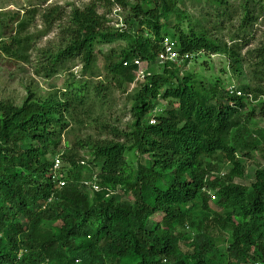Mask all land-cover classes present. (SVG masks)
Instances as JSON below:
<instances>
[{"label": "trees", "instance_id": "1", "mask_svg": "<svg viewBox=\"0 0 264 264\" xmlns=\"http://www.w3.org/2000/svg\"><path fill=\"white\" fill-rule=\"evenodd\" d=\"M106 1L130 10L123 28L108 26L95 3L75 8L61 44L41 51L35 68L50 80L78 61L80 76L88 79L75 81L71 74L73 81L58 89L60 97L30 91L21 107L0 103V264H264V168L251 188L235 183L247 171L245 159L264 151V127L249 133L253 121L264 122V90L243 86V96L231 95L219 82L207 86L190 73L180 78V66L169 62L136 84L132 130L126 133L92 118L93 101L106 99L112 87L89 80L97 49L125 41V48L108 56L114 61L106 72L117 86L132 85L136 66L124 63H154L166 37L178 43L181 56H225L242 75L240 43L258 20L259 1L205 0L213 12L210 23L222 25L240 13V32L231 45L213 38L179 0ZM26 26L19 21L7 42L0 37L1 54L29 60ZM249 53L257 60L254 71L264 68V42ZM160 99L168 104L164 110ZM246 102L258 104L249 112ZM86 114L98 124L86 127H98V133L78 139L75 147L90 160L63 154L70 168L62 169L66 185L59 188L51 155L60 149L67 119L84 125ZM226 165L225 175L214 174ZM92 166L99 169L96 176L87 168ZM88 184H97L98 191ZM226 242L224 254L219 246Z\"/></svg>", "mask_w": 264, "mask_h": 264}, {"label": "rangeland", "instance_id": "2", "mask_svg": "<svg viewBox=\"0 0 264 264\" xmlns=\"http://www.w3.org/2000/svg\"><path fill=\"white\" fill-rule=\"evenodd\" d=\"M129 1L131 4H138L140 2V0ZM240 1L242 0H232V3L238 4ZM258 1L260 3L258 13L256 14L258 20L250 28L252 32L247 35L246 43H243V41L240 43L242 44L239 51L243 60L242 75L233 71L228 58L225 56L199 54L192 59L190 65L179 67V77L182 78L184 74L190 73L203 80L207 86H212L213 83L219 82L225 90L230 86L237 88L246 86L252 90H264V68L260 67L257 71H254L252 66L257 63V60L249 53L260 48L264 42V0ZM179 2L181 8L188 15L194 20L202 22L201 24L209 30L213 38H217L229 45L233 44V37L240 32L241 15L239 12L235 13L233 18H226L225 22H222V25H216L210 23V18L212 17L209 15L213 14V12L205 4V0H179ZM93 3L97 5L99 14L106 16L107 25L113 28H117V26L122 27L125 18L130 13L129 9L124 10L117 5H109L106 0H0V16H3L4 20V25L0 27V37L5 36L6 39L9 36L15 35L20 21L27 24L24 36L30 38L31 43L27 51L28 61L15 60L0 53V103L10 101L15 103L17 107H21L30 91L36 92L37 96L40 97L51 96L53 95L52 93L57 92L58 97H60L58 89H61L65 82L73 81L71 74L74 75L75 81L80 80V78L88 79L87 75L80 76L82 66L78 61L76 63H69L68 69L70 71L61 72L50 80L36 75L35 68L41 59V51L56 49L61 44V33L68 23L71 12L75 8L83 10ZM46 17H49V21ZM172 22L176 24L174 17ZM145 36H150L147 30L145 31ZM167 38L170 37H166L165 39ZM5 39L3 40L5 41ZM126 45L125 41H119L99 47L96 54V64L89 74V80L92 84H103L104 86L112 87L106 99L102 97L93 101L95 110L91 113L92 118L98 119L100 126L107 125L130 133L133 120L131 101L138 86L133 83L129 86L119 87L117 86V82H113V79L107 76L106 72L107 65L111 61H114L111 57L110 61H108V56L111 55L113 50L120 52ZM110 83L111 85H109ZM159 103V108L162 110L168 106L167 102L162 99H160ZM246 104L247 110L250 112L258 103L246 102ZM152 114H156V112ZM85 117H87V114L84 115V125H74L70 119H67L68 125L70 124L69 128L64 131L60 149L54 155H51L53 159L63 153L67 156H76V160L84 158L86 159V163L87 160H90L85 150H77L75 147L78 139H86L87 135L96 137V133H98V127H86L88 124L93 123V121L87 120ZM93 124L98 126L97 123ZM263 127L264 122L262 120L257 119L253 121L249 125L250 135L255 136L256 131ZM245 160L247 171L244 178L237 179L235 183L251 188L256 182L257 170L260 167L264 168V151H254L251 157ZM140 161L147 164L146 158L141 157ZM65 168L66 170L70 168L66 161ZM87 168H89V172L94 176L99 172V169L93 166ZM228 169V165L217 166L214 174L225 175ZM211 207L213 211H219L212 203ZM187 232H190L191 236H193L194 232L192 229L191 231L187 229ZM224 237L228 239L226 234L222 236V238ZM182 249H185L183 245ZM219 249L222 253L227 254L229 252V243H222ZM248 263L255 264L253 260H249Z\"/></svg>", "mask_w": 264, "mask_h": 264}, {"label": "clouds", "instance_id": "3", "mask_svg": "<svg viewBox=\"0 0 264 264\" xmlns=\"http://www.w3.org/2000/svg\"><path fill=\"white\" fill-rule=\"evenodd\" d=\"M123 27H124L123 24H122V27L117 26V28H120V29L123 28ZM167 39L170 40L171 42H175V41L172 40V38H167ZM175 43H176L175 44V50H176V52L178 54V58L173 60V61L169 60V58L167 57L165 41H164L163 44H162V46L164 48V53L154 63L147 62V61H142L140 59L134 60L133 63L126 62V63H128L127 66H125V63H124V67H128L131 64H133V66H136V70L134 72L135 77H136L135 84L143 82V81L146 80L147 76H151L152 75V69L158 70L160 67L165 66L169 62L174 63L177 66H181V64L186 60L185 57L188 56V55L181 56V54L178 52V43L177 42H175ZM192 58H193V56H189V58H187V59H192ZM136 61H139L141 63V65L140 66L136 65L135 64ZM230 87H234V86H230ZM230 87H228V90H229ZM234 88H236L237 91L241 92V90H238L237 87H234ZM229 93H230V91H229ZM231 95H233V94H231ZM243 95L244 94L242 93V96ZM156 116H157L156 114L150 115L148 123L151 124V125H155L156 124ZM62 155H63V153L57 155L54 158L55 161H54V165H53V177H52V180L55 183H57V186L59 188H62V187H64L66 185V182L64 180L66 175L62 171L63 168L65 169V162L62 159ZM57 161H60V163L58 164ZM88 185L92 186L95 191H98L97 184H88Z\"/></svg>", "mask_w": 264, "mask_h": 264}, {"label": "built area", "instance_id": "4", "mask_svg": "<svg viewBox=\"0 0 264 264\" xmlns=\"http://www.w3.org/2000/svg\"><path fill=\"white\" fill-rule=\"evenodd\" d=\"M175 44H176L175 42H171L168 39L165 40L166 54H167V57L169 58V60H172V61L178 58V54L175 50ZM185 58L187 59V58H189V56H186ZM135 64L138 66L141 65V63L139 61H136ZM127 65H128V63H125V66H127ZM229 91L231 94H234L237 96H242V92L237 91V89L234 87H230ZM57 163L59 164L60 161H57Z\"/></svg>", "mask_w": 264, "mask_h": 264}]
</instances>
